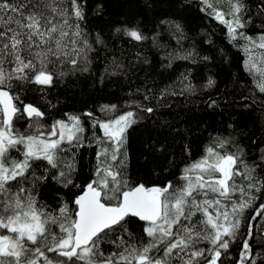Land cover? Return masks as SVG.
Instances as JSON below:
<instances>
[{
    "label": "snow or ice",
    "instance_id": "obj_1",
    "mask_svg": "<svg viewBox=\"0 0 264 264\" xmlns=\"http://www.w3.org/2000/svg\"><path fill=\"white\" fill-rule=\"evenodd\" d=\"M201 2L203 11L226 26L232 42H245L241 45L247 56L244 66L264 93V53L253 55L255 49H264V34L253 38L240 31L249 23L242 15L243 0ZM222 5L226 12L221 10ZM84 17L82 0H0V229L9 233L0 234V264H41V258L43 264H217L221 250H227L237 235L240 216L257 199L249 195L247 200L232 202L229 210L222 198L231 200L232 192L245 191L237 185V176L248 180L247 188L256 192L264 188V181L252 182L254 169L247 165L240 170L239 165L244 163L240 153L221 155L209 147L204 157L185 167L180 177L183 183L179 185L169 182L164 187L130 186L121 171L124 160L120 159V150L126 143L127 129L136 122L132 111L95 120L93 127L98 125L103 130V138L96 143L102 145L106 138L112 147L111 151L101 147L97 152L95 179L74 200L78 208L75 218L69 214L67 204L59 208L58 214L43 205L38 207L39 193L34 194L33 190L49 178L48 168L38 176L33 165L46 161L57 169L52 179L66 188L79 187L72 180L74 155L71 161L64 162L59 154L83 146L84 128L79 116L70 115L45 130L41 122L45 112L33 104H23L19 93L12 91L13 82L51 86L54 77L90 71L91 53L96 49L82 27ZM171 26L179 44L185 38L183 30L178 23ZM115 32H123L135 41L148 39L137 28L118 27ZM152 39L155 43L156 37ZM95 44H104L98 33ZM168 56L188 59L193 51ZM119 72L126 73L125 66L113 57L105 73ZM214 85L215 80L209 77L205 87ZM116 108L103 105L100 111L109 115ZM144 111L151 113L153 109ZM86 115L92 117L93 113ZM21 118L30 121L31 133L14 128V121ZM226 143L220 141L219 147ZM13 151L19 153V158L12 157ZM26 183L30 187H25ZM260 208L264 209V204ZM130 216L146 222L144 232L149 239L139 247L126 227ZM53 225L58 226V234L52 230ZM116 231L122 234L110 243L119 251L106 255L100 245ZM203 242L210 247H199ZM250 254L251 247L245 240L239 264H245ZM251 264H256L255 259Z\"/></svg>",
    "mask_w": 264,
    "mask_h": 264
},
{
    "label": "trees",
    "instance_id": "obj_2",
    "mask_svg": "<svg viewBox=\"0 0 264 264\" xmlns=\"http://www.w3.org/2000/svg\"><path fill=\"white\" fill-rule=\"evenodd\" d=\"M82 2L85 13L82 27L96 49L91 53L90 71L69 72L59 79L54 77L51 86L13 82L12 91L19 93L23 104H33L45 112L41 121L45 130L54 121L67 120L70 115L79 116L84 128L83 146L59 154L64 162L71 161L74 155L72 180L79 187L66 188L52 179L57 169L48 166L46 161H36L33 165L38 176L44 175V169L48 168L49 178L33 190L34 194L39 193L38 207L43 205L47 211L58 214L59 208L67 204L69 214L75 218L74 200L95 179L97 152L101 147H108L109 151L112 147L106 138L104 144L96 143L98 138H103V130L98 125L93 127L95 120L128 111L135 113L136 122L125 133L127 139L120 150V159L124 160L121 171L130 186L164 187L169 182L179 185L183 183L180 177L185 167L204 157L209 147L221 155L240 153L244 162L239 165L240 170L247 165L254 169L252 182L264 181V93L259 91L257 79L244 66L247 59L241 48L244 41L232 42L226 26L202 10L201 0ZM243 2L242 15L249 23L240 31L256 38L264 34V0ZM221 10L226 12V6L222 5ZM173 22L181 26L185 37L179 44L171 26ZM118 27L137 28L148 39L135 41L123 32L116 33ZM97 33L104 44H95ZM153 37H156L155 43ZM188 50L193 51L191 58L169 59V53L175 56L178 51ZM259 53H264V49H255L253 55ZM205 56L209 59L204 60ZM113 57L125 66L126 73H105ZM209 77L215 80L211 88L205 87ZM103 105L117 108L106 115L100 111ZM149 107L153 112L144 111ZM89 112L93 113L92 117L86 115ZM29 123L27 118H21L14 121V128L29 134L32 131ZM220 141L227 142L223 148L219 147ZM11 155L19 158L15 151ZM235 180L245 191L232 192L231 200L222 198L229 210L232 202L247 200L249 195L257 199L240 216L237 235L227 250H221L217 264H239L245 240L251 247L245 264H251L253 259L256 264H264V209L260 208L264 204V188L256 192L247 188L249 181L243 177L237 176ZM25 187L30 185L26 183ZM257 212L262 214L257 215ZM126 227L138 247L148 241L144 232L146 222L130 216ZM52 230L59 233L58 226L53 225ZM0 234L9 233L0 229ZM121 234L120 231L110 234L100 245L106 255L119 251L110 241ZM124 239L128 240V236ZM199 247L207 249L210 245L203 242ZM47 255L54 256L53 253Z\"/></svg>",
    "mask_w": 264,
    "mask_h": 264
},
{
    "label": "water",
    "instance_id": "obj_3",
    "mask_svg": "<svg viewBox=\"0 0 264 264\" xmlns=\"http://www.w3.org/2000/svg\"><path fill=\"white\" fill-rule=\"evenodd\" d=\"M153 186H157V185H153ZM147 187V186H146ZM149 187H152V186H149ZM81 195V194H80ZM77 210H78V208H77ZM138 218V217H137ZM139 219V218H138Z\"/></svg>",
    "mask_w": 264,
    "mask_h": 264
}]
</instances>
